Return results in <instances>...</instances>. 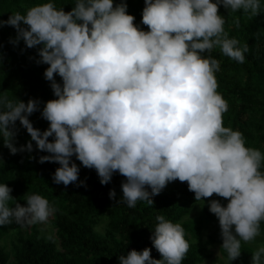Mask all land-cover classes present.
I'll use <instances>...</instances> for the list:
<instances>
[{"label":"clouds","instance_id":"9594fccd","mask_svg":"<svg viewBox=\"0 0 264 264\" xmlns=\"http://www.w3.org/2000/svg\"><path fill=\"white\" fill-rule=\"evenodd\" d=\"M144 3L141 23L148 31L134 24L124 0L115 5L114 0H76L68 12L44 3L0 19V28L16 30L9 41L14 46L21 40L28 49L41 46L37 63L49 65L44 77L56 97L44 104L41 116L49 127L41 132L28 118L39 101L0 95L4 146L14 155L32 152L34 141L38 150L50 154L39 163L60 165L53 174L57 185L78 180L73 156L95 169L102 185L118 172L125 177L122 199L129 208L137 201L153 205L151 197L176 180L187 182L195 200L213 194L224 198L226 206L210 200L209 211L218 218L221 247L233 261L241 255V241L251 242L260 234L264 157L245 146L240 131L223 126L228 103L217 92L220 62L203 54L218 46L224 56L243 63L248 45L238 47L239 41L228 37L219 6L230 14L256 16L260 0ZM17 120L31 137L20 148L14 144ZM77 186L86 185L81 181ZM11 191L0 184V226L47 223L55 213L38 194L27 196L26 207H9ZM115 196L110 190L109 198ZM156 219L150 239L162 259H153L149 248L133 249L118 257L119 264H181L189 249L183 227L163 215ZM262 254L264 247L252 254V264H261Z\"/></svg>","mask_w":264,"mask_h":264},{"label":"trees","instance_id":"16d2710c","mask_svg":"<svg viewBox=\"0 0 264 264\" xmlns=\"http://www.w3.org/2000/svg\"><path fill=\"white\" fill-rule=\"evenodd\" d=\"M119 2L114 0V5ZM124 2L127 3V13L135 17L134 24L148 31L141 23L144 0ZM44 3H53L57 9L68 12L76 0H0V19L6 21L17 11L26 14L29 8ZM260 5V13L256 16L242 11L230 14L222 4L219 6L228 37L238 40V47L248 45L243 63L224 56L218 46L203 55H211L220 62L219 71L215 73L217 92L228 103L223 126L240 131L245 146L259 150L264 157V0H260ZM16 35L11 26L0 28V53L3 54L0 95L25 103L29 99L39 101L38 110L28 118L34 128L43 132L49 123L42 118L41 111L48 100L56 99L51 82L44 77L49 65L37 63L41 46L28 49L22 40L18 45L11 44L10 37L14 39ZM55 79L62 84L58 74ZM15 129L14 144L20 148L31 137L19 120ZM52 140L53 137H49V141ZM32 144V152L13 155L4 146L0 134V184L12 189L10 195L13 199L7 202L9 207L14 208L16 203L26 207L27 196L38 194L48 200L55 213L49 217L48 228L42 223L21 226L14 221L0 226V264H119L121 255L145 248L151 249V257L159 260L161 254L150 239L158 224V215L174 224L179 223L184 229L189 249L181 264H202L216 259V255L219 256L218 262L210 261L209 264H252V254L264 247V238L263 244L257 243L255 238L251 242L241 241V255L233 261L228 258L226 250L221 247L223 240L218 218L209 211L210 200H218L223 206L228 201L215 194L195 200L187 182L176 180L168 183L160 194L151 197L153 205L137 201L135 207L129 208L122 199L121 183L125 177L118 172L108 184L102 185L96 170L85 168L73 156L71 162L79 168L78 180L68 186L57 185L53 182V174L60 165L39 163L41 156L50 154L38 150L34 141ZM260 170L264 173V159ZM81 181L86 186H77ZM110 190H115L114 199L109 198ZM259 231L264 235V220L260 222ZM261 264H264V254L261 255Z\"/></svg>","mask_w":264,"mask_h":264},{"label":"rangeland","instance_id":"374dc122","mask_svg":"<svg viewBox=\"0 0 264 264\" xmlns=\"http://www.w3.org/2000/svg\"><path fill=\"white\" fill-rule=\"evenodd\" d=\"M47 223H48V221H47ZM47 223H42V225L45 226V228H48L49 226H48ZM26 225H27V224H26ZM27 226H30V225H27ZM263 238H264V235L261 234V233H260L257 237H255V239H257V243L259 242L260 244H263ZM263 246H264V245H263ZM215 257H216V259H211L210 261H211V262H218L219 256L217 257V255H216ZM210 261H209V262H204V263H202V264H209Z\"/></svg>","mask_w":264,"mask_h":264}]
</instances>
